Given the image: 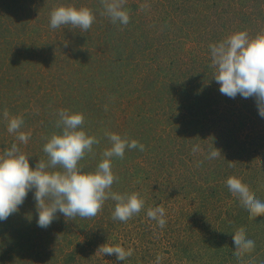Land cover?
<instances>
[{
  "label": "rangeland",
  "instance_id": "rangeland-1",
  "mask_svg": "<svg viewBox=\"0 0 264 264\" xmlns=\"http://www.w3.org/2000/svg\"><path fill=\"white\" fill-rule=\"evenodd\" d=\"M69 5L93 12L88 31L50 27L51 11ZM124 8L127 25L103 15L101 0H0V154L17 143L31 168L47 161L60 109L82 113L83 130L100 141L78 162L85 173L111 147L105 133L145 146L112 158L111 191L138 193L139 214L113 220L109 199L93 218L58 212L41 228L33 189L0 221V264H156L157 256L160 264H264V216L249 220L226 185L235 176L264 202V117L254 98L220 93L209 48L238 31L264 34V0H126ZM5 108L23 117L27 144L7 132ZM213 147L221 156L208 159ZM157 206L164 228L146 215ZM240 228L255 248L237 261ZM106 243L133 254L97 252Z\"/></svg>",
  "mask_w": 264,
  "mask_h": 264
},
{
  "label": "clouds",
  "instance_id": "clouds-1",
  "mask_svg": "<svg viewBox=\"0 0 264 264\" xmlns=\"http://www.w3.org/2000/svg\"><path fill=\"white\" fill-rule=\"evenodd\" d=\"M126 0H101L103 15H107L113 23L127 25L130 16L125 10ZM95 16L87 7L59 6L50 13V27L61 26L79 28L88 31ZM66 46V44H65ZM211 66L215 72L213 78L220 85L221 94L229 98L240 95L243 98H254L259 115L264 117V34L250 38L247 31H238L223 41L210 44ZM56 126L62 129L60 134L54 133L43 146L47 161L39 160L35 168L29 164L26 155L17 143H12L3 154H0V221L16 213L26 199L28 192L34 191V199L38 212L37 225L47 228L63 214L66 220L93 218L102 211L105 201H115L112 213L113 220L127 222L144 207V200L138 193L120 194L111 191L118 177L112 171V158H124L126 149L145 150V146L133 139L129 141L116 133H105L111 147L103 151V159L94 172L85 173L78 162L86 153L93 152V145L99 144L97 137L88 135L83 130L85 121L82 113H71L60 109L57 113ZM3 117L7 121V132L16 134V140L27 144L31 133L21 131L23 117L9 118L5 108ZM202 151L199 145L192 152ZM221 156V151L213 147L207 154L208 159ZM231 166V164H230ZM226 185L233 196L247 210L249 220L264 216V202L259 200L241 179L230 176ZM147 217L155 220L160 228L166 225L165 209L157 206L149 208ZM234 255L241 261L246 254L255 248V241L247 238L245 230L240 228L234 232ZM97 252L105 255L115 254L118 260L124 261L133 254L131 248L125 250L119 245H101ZM161 257L157 256L156 264Z\"/></svg>",
  "mask_w": 264,
  "mask_h": 264
}]
</instances>
